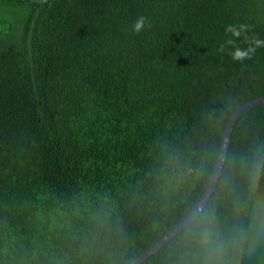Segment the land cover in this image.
I'll list each match as a JSON object with an SVG mask.
<instances>
[{
	"label": "trees",
	"instance_id": "16d2710c",
	"mask_svg": "<svg viewBox=\"0 0 264 264\" xmlns=\"http://www.w3.org/2000/svg\"><path fill=\"white\" fill-rule=\"evenodd\" d=\"M263 95L264 0H0V264H129ZM139 264H264V103Z\"/></svg>",
	"mask_w": 264,
	"mask_h": 264
},
{
	"label": "water",
	"instance_id": "95a60500",
	"mask_svg": "<svg viewBox=\"0 0 264 264\" xmlns=\"http://www.w3.org/2000/svg\"><path fill=\"white\" fill-rule=\"evenodd\" d=\"M264 103V95L248 102L243 103L242 105L238 106L236 110L231 114L229 120L227 121L220 145L219 154L217 157V162L215 164L214 171L209 179V182L200 198L199 202L195 205V207L188 213V215L173 229H171L165 236H163L159 241H157L153 246L143 252L139 257L134 259L129 264H139L143 260H145L149 255L154 253L157 249H159L163 244L169 241L176 233H178L181 229H183L189 222L193 220V218L198 214V212L202 209L204 204L207 202L208 198L210 197L217 180L219 178L223 162L225 159V154L227 150V146L229 144L230 135L232 132L233 125L238 118V116L243 113L244 111L260 104Z\"/></svg>",
	"mask_w": 264,
	"mask_h": 264
},
{
	"label": "clouds",
	"instance_id": "9594fccd",
	"mask_svg": "<svg viewBox=\"0 0 264 264\" xmlns=\"http://www.w3.org/2000/svg\"><path fill=\"white\" fill-rule=\"evenodd\" d=\"M145 23H146L145 17H143V16L139 17L133 24V31L139 33L145 27ZM229 30H231V29L229 28ZM235 34L238 35L239 33H235ZM244 55H245V53L237 51L234 54V59H242L244 57Z\"/></svg>",
	"mask_w": 264,
	"mask_h": 264
}]
</instances>
